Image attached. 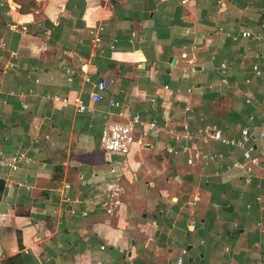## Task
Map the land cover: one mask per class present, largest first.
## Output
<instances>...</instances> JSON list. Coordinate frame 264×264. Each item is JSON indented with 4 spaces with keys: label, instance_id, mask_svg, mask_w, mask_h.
<instances>
[{
    "label": "crops",
    "instance_id": "crops-1",
    "mask_svg": "<svg viewBox=\"0 0 264 264\" xmlns=\"http://www.w3.org/2000/svg\"><path fill=\"white\" fill-rule=\"evenodd\" d=\"M244 31L264 37V0H0V264H264V53ZM134 116L143 145L109 155ZM185 125L250 128L259 163Z\"/></svg>",
    "mask_w": 264,
    "mask_h": 264
},
{
    "label": "built area",
    "instance_id": "built-area-1",
    "mask_svg": "<svg viewBox=\"0 0 264 264\" xmlns=\"http://www.w3.org/2000/svg\"><path fill=\"white\" fill-rule=\"evenodd\" d=\"M102 31H104V27L98 26L96 28V32H93L94 34L93 44L95 48H99L101 45L102 39L100 37V33ZM241 37L258 40L261 44V49L264 53V37L262 33L254 34L249 31H244L241 33ZM111 48L114 49L115 45H112ZM256 58H261V53H258L256 55ZM227 69H228V65L225 62H222L221 73L224 76L223 78L224 84H228V80L226 78ZM254 72L258 76L262 74L258 66H254ZM86 81L89 82L90 79L86 78ZM247 82L249 83V81ZM96 88L97 91L91 93V99L95 103L102 101L103 99L102 92L106 89V83L104 81H100L96 84ZM48 98L51 99L52 102L59 103L62 105L73 104L77 108L79 113H84L91 110V108L87 106L80 97H75L74 99H70L68 97H61L59 95H50ZM112 104L116 107L121 106V103L118 101H114ZM24 107L27 108V105L24 104ZM119 115L123 118L125 117L124 113H120ZM138 124H140V119L135 116L130 118L126 122L110 123L105 129L102 139L104 150L109 155L117 154V153L122 155H129L136 145L142 146L143 145L142 139L138 138L136 135V126ZM149 128L150 129L156 128V124H151ZM183 129L184 131L182 134L175 135V138L177 140L200 139L204 143H208L212 139L217 140L222 142L223 144L238 147L244 150L245 159L251 165H257L259 163L258 159L253 154L255 151V146L250 143L251 142L250 128H243L241 130V137L239 139L224 138L222 132L219 130L217 126L209 127L206 130H201L197 134L191 132L190 127L188 125H185ZM261 135L264 136V131L261 132ZM185 151H188V149H185ZM212 159H214V157H211V160ZM21 161L29 162V158L27 157L26 150H24L22 153L16 154L9 162H7V165L12 171H17L20 168ZM67 201H70V198H68ZM182 254H186V251L184 250ZM98 264L101 263L99 262ZM178 264H182L181 257H179L178 259Z\"/></svg>",
    "mask_w": 264,
    "mask_h": 264
},
{
    "label": "trees",
    "instance_id": "trees-1",
    "mask_svg": "<svg viewBox=\"0 0 264 264\" xmlns=\"http://www.w3.org/2000/svg\"><path fill=\"white\" fill-rule=\"evenodd\" d=\"M29 4H30V3H29ZM21 10H22L23 12H25V11H26V8H25L24 6H22Z\"/></svg>",
    "mask_w": 264,
    "mask_h": 264
}]
</instances>
